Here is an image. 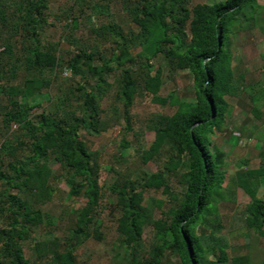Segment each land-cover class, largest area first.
Segmentation results:
<instances>
[{
	"label": "trees",
	"instance_id": "trees-1",
	"mask_svg": "<svg viewBox=\"0 0 264 264\" xmlns=\"http://www.w3.org/2000/svg\"><path fill=\"white\" fill-rule=\"evenodd\" d=\"M110 1L73 0L55 14L64 21L67 47L62 48L42 38L49 0H0V264H86L76 248L90 236H102L97 223L105 188L99 183V154L80 132L99 134L118 125L121 147L127 148L125 134L138 135L130 108L141 91L153 103L175 109L149 117L153 139L136 146L137 169L115 171L108 187L117 213V264H253L252 253L229 254L219 212L226 202L232 205L227 232L241 230L248 246L256 236L264 239V191L258 194L264 186V141L258 166L240 159L227 174L224 152L211 135L223 131L228 98L249 87L264 100V86L249 81L247 69L234 67L232 48L242 23L264 13V5L257 0H115L133 25L124 29L112 19ZM94 15L108 20L95 25ZM79 18L91 22L84 42L73 34ZM160 59L171 70L187 71L190 94L159 93L163 69L153 61ZM62 82L64 91L53 95L50 89ZM113 86V103L101 107ZM250 99L254 115L264 122L257 97ZM238 131L251 136L243 126ZM151 160L160 167L147 173L141 167ZM59 182L67 186L61 197L65 205L52 216L42 206L53 199ZM238 188L247 202H236ZM147 190H160L164 198L145 196ZM78 197L85 200L69 209L68 233L57 234L58 217ZM147 226L151 233L144 240ZM256 254L264 264V250Z\"/></svg>",
	"mask_w": 264,
	"mask_h": 264
},
{
	"label": "rangeland",
	"instance_id": "rangeland-1",
	"mask_svg": "<svg viewBox=\"0 0 264 264\" xmlns=\"http://www.w3.org/2000/svg\"><path fill=\"white\" fill-rule=\"evenodd\" d=\"M73 0H49V17L48 24H46L42 30V38L47 41L58 42L62 48L67 47V42L63 38V19L56 20L55 14H58L61 10L68 7ZM196 2H214L219 0H192ZM261 5H264V0H257ZM109 11L112 12V19L118 22L124 29L127 26L133 28L130 23L127 14L120 7L119 2L111 0L109 3ZM264 14V13H262ZM262 14L255 15V18L250 22H243L242 28L232 38L233 52H234V67L237 70L247 69L246 77L249 81H258L260 85L264 86V16ZM108 18L104 15H94L91 18L93 24L107 21ZM91 22L86 21L84 18H79L78 26L73 31V34L81 42H84L85 36L89 34V28ZM105 44V43H104ZM107 47L109 43L105 44ZM138 48L133 51L136 52ZM109 51H104L105 55H108ZM63 58H66L63 56ZM155 66L161 64L163 69V84L159 91L160 94H165L169 90H176L181 94L191 93V78L187 74L186 70H171L163 60L153 61ZM44 76H51L48 71L43 72ZM109 80L112 81V75L109 76ZM60 85V88L58 86ZM50 89V92L55 95L58 91H64L65 82L59 83ZM113 86L109 95H106L100 101L101 107L105 108L113 103L112 93L115 90ZM253 94L257 97L256 104L264 114V100L263 97L254 92L249 87L238 98H228L230 104L228 113L226 114V122L223 126V131L214 133L211 135V140L218 148H220L225 155V167L227 174L232 173L236 168V164L240 159H247V166H258L260 164V145L264 141V122L262 117H257L252 111L254 103L250 99V95ZM45 104V102L43 103ZM120 107V102H114ZM175 106L160 105L150 101V95L144 92H140L134 98V102L130 108V114L132 116V125L138 132V135H132L131 132L125 134V139L130 143L127 148L121 147V132L120 126L113 125L106 131L99 134H88L85 131H81L82 138L86 141L90 150H95L99 154L100 161V173L99 183L105 188V199L103 203V209L99 214L97 228L101 232L100 239H96L92 236L81 242L76 248V255L80 261H85L86 264H117L118 257L114 256L117 244V231L115 229L116 223V211L111 207L115 201V197L108 188L113 179L115 178V171L125 172L133 174L138 166V152L135 150L138 144H145L153 139V131L147 127L149 117H153L156 114H170L174 111ZM40 109H38L39 111ZM264 116V115H262ZM243 126L245 130L251 132L250 137L241 136L238 128ZM14 130V128L12 129ZM11 132V131H10ZM239 136V137H238ZM236 137L237 140H236ZM1 138V136H0ZM51 168L56 170L57 162L51 160L49 162ZM158 160L148 161L141 167L147 173L153 172L159 168ZM177 189L179 188L177 185ZM67 186L64 182H59L57 190L54 193L53 199L42 206L52 216H58V213L63 205H65L63 196ZM264 186H261L258 194H262ZM145 196H152L158 198H164V195L160 190H147ZM84 197H78L69 200V204L66 205V212L63 217H58L56 223L58 224L57 234L65 235L68 233V227L71 226V214L69 209L71 207H77L84 202ZM236 202H247L248 196L240 189H236L235 193ZM221 206V205H220ZM232 205L225 203L220 208V216L222 218L223 228L221 233H227L228 242L230 244L229 254H243L252 253L253 264H260L259 253L264 250V239L256 236L253 241V246H248L247 242L249 238H246L242 234L241 230L227 232L228 219L232 214ZM157 216V212L155 211ZM151 233L149 226L145 227L143 231L144 240H148ZM25 253L28 255L29 251L25 248Z\"/></svg>",
	"mask_w": 264,
	"mask_h": 264
},
{
	"label": "built area",
	"instance_id": "built-area-1",
	"mask_svg": "<svg viewBox=\"0 0 264 264\" xmlns=\"http://www.w3.org/2000/svg\"><path fill=\"white\" fill-rule=\"evenodd\" d=\"M63 74H64L65 76H70V75H71V70H70L69 68H64V69H63Z\"/></svg>",
	"mask_w": 264,
	"mask_h": 264
}]
</instances>
